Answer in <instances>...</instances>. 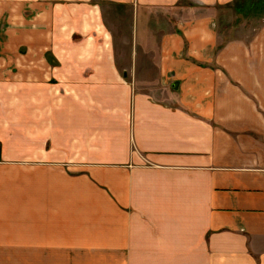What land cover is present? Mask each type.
Segmentation results:
<instances>
[{
  "label": "crops",
  "instance_id": "0c3cea01",
  "mask_svg": "<svg viewBox=\"0 0 264 264\" xmlns=\"http://www.w3.org/2000/svg\"><path fill=\"white\" fill-rule=\"evenodd\" d=\"M238 1L0 0V264H264V22L223 26Z\"/></svg>",
  "mask_w": 264,
  "mask_h": 264
},
{
  "label": "rangeland",
  "instance_id": "374dc122",
  "mask_svg": "<svg viewBox=\"0 0 264 264\" xmlns=\"http://www.w3.org/2000/svg\"><path fill=\"white\" fill-rule=\"evenodd\" d=\"M227 8L229 9L224 11L220 10L222 11L221 20L223 26L225 25L243 26L246 24L249 26L257 27L258 25L264 22V0H241L236 2L233 6H229ZM215 11H219V10L215 9ZM121 13H124V16H122V18H120ZM175 13L179 15L181 13V10H179L178 12H175L174 10L172 12H166V15L170 18H173ZM185 13H187V11H185ZM196 13L197 14L209 13V10L196 9ZM126 14L128 15L127 12L125 11L120 12V10L117 8V49L119 50V62L121 66L123 65L129 66L131 62V59L129 60L130 58L129 56L132 51V43L128 42L127 40L129 35L131 34V29L129 26V20H128L129 17L126 16ZM167 16H163L162 13H155L154 20L167 21ZM163 27L165 29H168L166 25H164ZM151 46L153 47V49H151L150 52L152 54H155L157 43L154 42L151 44ZM145 57H146L145 55L141 54V57L139 58L138 61L139 66L141 65L145 67L146 65H148L147 61H149V59ZM138 77L145 78L146 76H138ZM148 77L153 78L155 76L150 75ZM158 93L161 92L158 91Z\"/></svg>",
  "mask_w": 264,
  "mask_h": 264
}]
</instances>
